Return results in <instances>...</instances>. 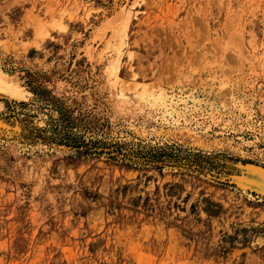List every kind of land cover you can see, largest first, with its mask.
I'll return each instance as SVG.
<instances>
[{
    "label": "rangeland",
    "instance_id": "rangeland-1",
    "mask_svg": "<svg viewBox=\"0 0 264 264\" xmlns=\"http://www.w3.org/2000/svg\"><path fill=\"white\" fill-rule=\"evenodd\" d=\"M0 82V264H264V0H0Z\"/></svg>",
    "mask_w": 264,
    "mask_h": 264
},
{
    "label": "bare ground",
    "instance_id": "bare-ground-1",
    "mask_svg": "<svg viewBox=\"0 0 264 264\" xmlns=\"http://www.w3.org/2000/svg\"><path fill=\"white\" fill-rule=\"evenodd\" d=\"M2 80L4 79H1V82ZM0 82V83H1ZM4 82V81H3ZM2 84H0V87H1ZM9 86V85H8ZM4 87V86H3ZM7 87V86H5ZM10 88V87H9ZM7 88V89H9ZM1 90V89H0ZM2 91H5V90H2ZM10 91V90H9ZM4 93V92H3ZM9 93V92H8ZM2 95V94H1ZM4 95V94H3ZM9 94H7L8 96ZM237 167V166H236ZM247 178L248 179V183L250 185H252V187L260 190L261 192L264 193V170H261V169H257V170H252L250 169L249 172H247ZM238 178V177H237ZM236 181V179H235ZM246 181V180H245ZM241 182V181H240Z\"/></svg>",
    "mask_w": 264,
    "mask_h": 264
},
{
    "label": "trees",
    "instance_id": "trees-1",
    "mask_svg": "<svg viewBox=\"0 0 264 264\" xmlns=\"http://www.w3.org/2000/svg\"><path fill=\"white\" fill-rule=\"evenodd\" d=\"M93 143V144H92ZM91 144L89 143H85V141L82 142V144H84V146L86 147V149H93V146L95 145L94 142H92ZM79 146V144H78ZM80 148V147H78ZM79 150V149H78Z\"/></svg>",
    "mask_w": 264,
    "mask_h": 264
}]
</instances>
